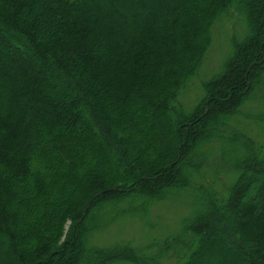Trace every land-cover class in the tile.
Here are the masks:
<instances>
[{
    "label": "trees",
    "instance_id": "1",
    "mask_svg": "<svg viewBox=\"0 0 264 264\" xmlns=\"http://www.w3.org/2000/svg\"><path fill=\"white\" fill-rule=\"evenodd\" d=\"M258 93L264 109V0H0V264H264V138L230 127ZM212 156L231 165L217 190L198 182ZM181 194L161 240L91 242Z\"/></svg>",
    "mask_w": 264,
    "mask_h": 264
},
{
    "label": "rangeland",
    "instance_id": "2",
    "mask_svg": "<svg viewBox=\"0 0 264 264\" xmlns=\"http://www.w3.org/2000/svg\"><path fill=\"white\" fill-rule=\"evenodd\" d=\"M243 35V26L239 23L236 24L235 20L233 22L225 21L217 26L213 42L206 53L204 61L197 69L193 82L191 81L192 84H188L186 92L179 99L184 109L194 106L196 99L201 98V86L219 72L222 63L231 53L232 42L240 39ZM261 97L262 95L259 93L252 96L246 107L243 108L242 116L235 118L230 127L236 132L248 136L254 143L262 144L264 123L263 120L258 119L259 117L262 119L261 116L264 114V109L260 105L262 102ZM258 104L260 107H258ZM230 166L229 162L221 164L216 156H212L205 165V174L203 173L198 182L208 185L214 190L220 189L226 184V177L223 176ZM212 174H216L218 179L212 177ZM175 200L155 204L152 207L150 216L144 221L137 218H125L111 223L107 228L97 232L92 237L91 242L100 247L124 241L130 242L133 246H142L151 243L154 239L161 240L162 237L173 232L190 210L191 202L186 194H181ZM227 217L229 222V216ZM68 228L69 224L66 226V231Z\"/></svg>",
    "mask_w": 264,
    "mask_h": 264
}]
</instances>
